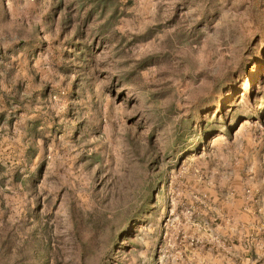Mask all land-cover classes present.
<instances>
[{
  "label": "rangeland",
  "instance_id": "1",
  "mask_svg": "<svg viewBox=\"0 0 264 264\" xmlns=\"http://www.w3.org/2000/svg\"><path fill=\"white\" fill-rule=\"evenodd\" d=\"M0 264H264V0H0Z\"/></svg>",
  "mask_w": 264,
  "mask_h": 264
}]
</instances>
